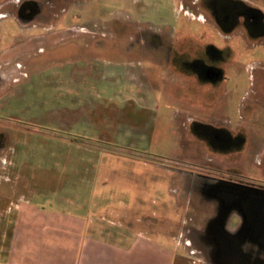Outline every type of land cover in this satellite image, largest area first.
Returning <instances> with one entry per match:
<instances>
[{"label": "rangeland", "instance_id": "1", "mask_svg": "<svg viewBox=\"0 0 264 264\" xmlns=\"http://www.w3.org/2000/svg\"><path fill=\"white\" fill-rule=\"evenodd\" d=\"M24 1L0 0V211L16 210L7 195L72 213L83 194L110 220L191 243L196 264H218L217 228L247 232V264H264V234L249 228L264 227V212L248 222L240 196L224 200L234 184L264 190V38L221 32L200 0H31L40 13L25 24ZM243 1L264 13V0ZM142 33L179 53L230 49L222 79L183 68L193 52L155 60ZM195 121L210 126L202 137ZM216 133L241 138L223 145ZM81 181L91 185L77 193Z\"/></svg>", "mask_w": 264, "mask_h": 264}, {"label": "crops", "instance_id": "2", "mask_svg": "<svg viewBox=\"0 0 264 264\" xmlns=\"http://www.w3.org/2000/svg\"><path fill=\"white\" fill-rule=\"evenodd\" d=\"M90 185L81 181L74 187L78 193ZM4 198L16 210L0 211V264H196L170 233L156 232L152 224L148 230L131 229L130 217L121 221L117 213L111 217L119 221L110 220L93 212L94 203L83 194L73 196L72 213L48 212L27 198ZM143 220L137 217L133 224Z\"/></svg>", "mask_w": 264, "mask_h": 264}, {"label": "flooded vegetation", "instance_id": "3", "mask_svg": "<svg viewBox=\"0 0 264 264\" xmlns=\"http://www.w3.org/2000/svg\"><path fill=\"white\" fill-rule=\"evenodd\" d=\"M182 5L191 8L190 5H195L191 0H181ZM200 5L210 14L211 19L217 26V28L225 33L232 34L238 28H243L247 35L254 38H264V13L243 0H200ZM40 13V8L34 4V1L25 0L19 7L18 15L22 22H32L35 17ZM158 37V38H157ZM128 40H134V37H127ZM138 43L144 50L151 51L154 55V59H161V56L165 55L163 52H168L169 59L175 58H191V53L197 55L191 62L184 63L183 68L191 69L201 76L204 81L217 82L223 77V59L225 54L230 50H221L213 45L203 46L201 49L195 51L185 50L179 53L174 51L173 46H169V50L163 49V43H166L165 37L160 38L157 35H151L148 33H142L136 37ZM147 43V44H146ZM7 80L4 73L0 70V89L5 87ZM209 125L201 122H192L190 129L191 134L195 137H202L203 130L209 129ZM229 136V135H228ZM227 136V137H228ZM215 140H220L223 145H228L236 141H240V134H233L229 136V140H222L220 133L213 135ZM234 184V183H233ZM249 191L243 196L245 192L240 189L239 186L234 184L232 189H228L224 194V200L227 204L233 205L234 200L240 196L241 211L243 216L250 222L252 214L264 212V190L257 189L255 185H250ZM253 186V187H252ZM252 187V188H251ZM233 197V198H232ZM232 203V204H231ZM262 224V223H261ZM250 233L264 234V227L259 225L257 228L254 224L249 227ZM189 234L193 233L191 228L187 229ZM215 234L216 239L213 240L217 246V258L218 264H247L245 259V252L242 245L244 244V236L247 234L245 231L239 232L237 235L228 233L227 231L217 228L212 231ZM188 247H191V243H186Z\"/></svg>", "mask_w": 264, "mask_h": 264}]
</instances>
